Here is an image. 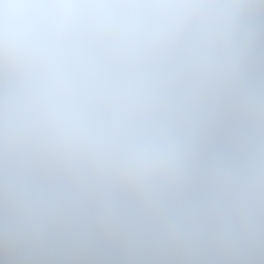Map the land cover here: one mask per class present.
Masks as SVG:
<instances>
[{
  "label": "clouds",
  "instance_id": "9594fccd",
  "mask_svg": "<svg viewBox=\"0 0 264 264\" xmlns=\"http://www.w3.org/2000/svg\"><path fill=\"white\" fill-rule=\"evenodd\" d=\"M0 264H264V0H0Z\"/></svg>",
  "mask_w": 264,
  "mask_h": 264
}]
</instances>
